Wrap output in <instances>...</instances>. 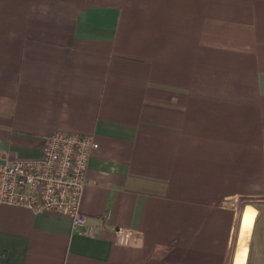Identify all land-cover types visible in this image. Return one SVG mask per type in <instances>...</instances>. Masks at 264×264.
Instances as JSON below:
<instances>
[{
  "label": "crops",
  "instance_id": "obj_1",
  "mask_svg": "<svg viewBox=\"0 0 264 264\" xmlns=\"http://www.w3.org/2000/svg\"><path fill=\"white\" fill-rule=\"evenodd\" d=\"M56 132L94 232L0 203V264H264V0H0V162Z\"/></svg>",
  "mask_w": 264,
  "mask_h": 264
},
{
  "label": "built area",
  "instance_id": "obj_2",
  "mask_svg": "<svg viewBox=\"0 0 264 264\" xmlns=\"http://www.w3.org/2000/svg\"><path fill=\"white\" fill-rule=\"evenodd\" d=\"M98 147L92 136L56 132L46 139L41 157L0 162V203L65 214L92 234L81 201L88 161Z\"/></svg>",
  "mask_w": 264,
  "mask_h": 264
},
{
  "label": "rangeland",
  "instance_id": "obj_3",
  "mask_svg": "<svg viewBox=\"0 0 264 264\" xmlns=\"http://www.w3.org/2000/svg\"><path fill=\"white\" fill-rule=\"evenodd\" d=\"M249 229L247 231H245L246 234L250 235L251 234V230H252V227H248ZM234 249L233 248V252H234ZM247 252H248V243L246 244H242V243H238V247L236 249V253H235V262L234 264H245L246 263V258H247ZM244 257L245 259H238L236 260V258L238 257Z\"/></svg>",
  "mask_w": 264,
  "mask_h": 264
}]
</instances>
